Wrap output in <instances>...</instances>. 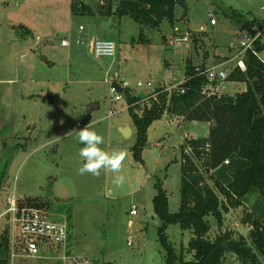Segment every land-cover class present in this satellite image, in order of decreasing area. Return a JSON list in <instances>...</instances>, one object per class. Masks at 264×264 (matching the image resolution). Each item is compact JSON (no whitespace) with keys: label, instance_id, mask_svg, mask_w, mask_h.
<instances>
[{"label":"rangeland","instance_id":"374dc122","mask_svg":"<svg viewBox=\"0 0 264 264\" xmlns=\"http://www.w3.org/2000/svg\"><path fill=\"white\" fill-rule=\"evenodd\" d=\"M109 1L111 13L103 8ZM119 1L78 0L91 11L82 15L72 12L73 0H0V242L6 232L10 240L18 233L8 211L16 200L19 206L67 222L74 256L96 264H166L159 240L162 222L153 204L155 183H163L169 211L177 212L182 187L180 147L186 140L209 135L210 124L165 115L148 129L137 158L128 104H118L117 113L109 116L106 80L119 74L132 94L144 98L155 89L177 84L189 63L212 67L228 61L240 39L226 12L237 10L259 18L264 0H185V6L177 5L173 23L164 20L159 28L144 29L141 37L137 22L116 14ZM97 34L115 42L113 59L92 54L90 44ZM186 34L187 42L182 40ZM64 41L69 46H63ZM261 58L264 61V51ZM235 69V65L226 67L229 76ZM227 88L229 100L247 85L228 82ZM89 123L103 136L105 150L126 153L119 172L79 173L85 161L79 156L77 132ZM121 128L131 133L124 135ZM204 174L209 180L210 174ZM120 175L125 181L117 186L114 179ZM133 206L137 216L130 214ZM245 212L232 211L225 224L247 237L249 229L242 224ZM210 222L214 235L217 223L214 218ZM166 234L177 254L190 260L183 248L192 233L174 224Z\"/></svg>","mask_w":264,"mask_h":264},{"label":"trees","instance_id":"16d2710c","mask_svg":"<svg viewBox=\"0 0 264 264\" xmlns=\"http://www.w3.org/2000/svg\"><path fill=\"white\" fill-rule=\"evenodd\" d=\"M77 2H72L74 14L91 12ZM178 4L185 6V0H120L116 14L137 22L142 27L141 37L144 29L159 28L164 20L173 23ZM103 8L111 13V1L103 3ZM229 12L226 16L237 30L251 32L254 25H263L237 10ZM183 17L186 20L187 13ZM198 43L194 40L195 46ZM256 49L262 52V43L258 42ZM245 62L247 71L236 68L229 81L246 83V91L229 100L206 99L202 87L207 79L191 63L185 71L186 81L172 92L158 88L144 98L132 92L126 94L136 129L137 158L147 141L148 129L165 115L210 124L208 137L186 140L180 147L182 187L177 212L169 211L163 183H155L153 204L162 222L159 240L166 253V264H264V62L252 53L247 54ZM204 173L210 174L209 180ZM239 209L246 210L242 224L249 229L247 237L226 228L225 217ZM211 218L218 227L214 235ZM174 224L193 235L183 248L190 260H183L169 242L166 231ZM9 259L10 237L6 232L0 242V264H9Z\"/></svg>","mask_w":264,"mask_h":264},{"label":"built area","instance_id":"2783aa9c","mask_svg":"<svg viewBox=\"0 0 264 264\" xmlns=\"http://www.w3.org/2000/svg\"><path fill=\"white\" fill-rule=\"evenodd\" d=\"M211 24L215 25L216 21L212 19ZM80 29L82 30L83 27ZM236 34L240 41L232 46L236 51V56L232 60L218 66L203 69L199 67L196 70L198 74L207 79L202 87V94L206 99L221 100L228 95L227 83L230 81L226 67L230 63L236 61L235 67L246 72L247 54L252 53L259 57L256 46L258 42L262 43L264 40V24L262 26L254 25L251 32L237 30ZM182 40L187 42L190 38L186 34ZM62 45L69 46V43L64 41ZM90 50L96 58L113 59L116 56V44L111 40H94L90 44ZM185 81L184 75L177 84L164 88V91L172 92ZM106 82L110 85L111 108L109 116L112 117L117 113L116 106L126 102V94L131 92V88L119 74H110ZM147 87L151 89L153 86L148 83ZM138 88H143V86L139 84ZM155 91L156 89L153 92ZM8 211L11 214L12 227L18 231L15 239L10 240L9 261L11 264H25L27 261H37L38 264L42 262L47 264L46 261L50 262L48 264H96L91 259L72 255L71 230L67 222L56 221L40 209L19 206L16 200L11 201ZM130 214L137 216L138 209L133 206Z\"/></svg>","mask_w":264,"mask_h":264},{"label":"clouds","instance_id":"9594fccd","mask_svg":"<svg viewBox=\"0 0 264 264\" xmlns=\"http://www.w3.org/2000/svg\"><path fill=\"white\" fill-rule=\"evenodd\" d=\"M78 143L81 145L79 156L85 161L79 169L80 174L91 173L94 176H99L101 170H111L119 172L121 166L126 159L124 151H107L102 147L104 138L99 134L89 123L85 128L77 132ZM125 177L117 176L114 179V184L117 186L123 185Z\"/></svg>","mask_w":264,"mask_h":264},{"label":"crops","instance_id":"0c3cea01","mask_svg":"<svg viewBox=\"0 0 264 264\" xmlns=\"http://www.w3.org/2000/svg\"><path fill=\"white\" fill-rule=\"evenodd\" d=\"M247 17V19H250V20H254V19H258V20H260L263 24H264V14H260V16H259V18H257V17H249V16H246ZM193 26H196L195 24H193ZM197 28L198 29H201V27L200 26H197ZM237 31V29H235V32ZM101 35H96V38H95V40H97V39H101L102 37H100ZM104 37V36H103ZM92 40H94L93 38H92ZM262 46L264 47V40L262 41ZM264 51V50H263ZM262 51V52H263ZM236 52V51H235ZM262 52H260L259 53V58L262 60V58H261V54H262ZM236 56V53H235V55L234 56H232V57H227V58H229V60H232L234 57ZM211 59V58H210ZM263 61V60H262ZM188 62H191L190 60H188ZM207 62H210V60H207ZM226 61H223L221 64H223V63H225ZM264 62V61H263ZM192 64V63H191ZM218 65H220V64H218ZM234 65H236V61H234V62H232V63H230L228 66H234ZM213 66H216V65H213ZM212 66V67H213ZM244 91H246V89L244 90ZM244 91H242V92H244ZM121 129H124V128H121ZM208 135V134H207ZM207 135L205 136V137H207Z\"/></svg>","mask_w":264,"mask_h":264},{"label":"water","instance_id":"95a60500","mask_svg":"<svg viewBox=\"0 0 264 264\" xmlns=\"http://www.w3.org/2000/svg\"><path fill=\"white\" fill-rule=\"evenodd\" d=\"M194 27H197V26H193V28ZM121 131L126 136H128L131 133V130L129 128L121 129Z\"/></svg>","mask_w":264,"mask_h":264}]
</instances>
